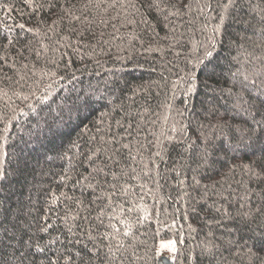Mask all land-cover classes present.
Here are the masks:
<instances>
[{
  "label": "snow or ice",
  "instance_id": "1",
  "mask_svg": "<svg viewBox=\"0 0 264 264\" xmlns=\"http://www.w3.org/2000/svg\"><path fill=\"white\" fill-rule=\"evenodd\" d=\"M22 2L30 9L27 13L29 17L39 15L32 26H27L25 23H9V20L13 19L10 13L15 9L10 4L0 3V10H6L4 17L0 18V82L15 85L11 96L7 91L0 89V96L12 101L0 108V162L8 155V142L12 130L16 124L21 123V118H34L35 127H39L42 121L47 123L41 113L45 108L51 113V106L56 102L54 96L56 92L62 90L53 88L54 84L65 79V76L58 71L61 70V64H63L62 71L68 73L75 62L74 56L83 60L84 56L81 55L85 47L83 41L89 36L97 39L95 32L97 28L101 29L97 44L103 51V46L109 45L112 40L123 39L122 36L117 35L122 28L143 24L146 26L143 32L147 33L151 25L142 9L150 14L155 13L157 17L162 16L163 20L170 24L174 19L192 13L194 7L197 13L196 19L206 12L215 10L211 0H195V5L193 0H189L188 3H184L183 0H22ZM235 4L236 0H226L216 5L222 10L218 13L220 24L211 29L213 35L208 37V45L203 46V57H197L195 63L189 61L191 66L180 77V81L186 84L183 91L185 99L181 101L182 104L187 105L188 99L200 94L201 74L209 72V78L215 74V68H210V65H212V49L219 43L216 34L220 32L225 14ZM23 15L25 13L21 12V16ZM202 27L207 28L208 24L205 23ZM107 28H111L112 31L107 33L109 38L105 39L106 33L103 29ZM173 31H175L174 24ZM25 34H31L33 37L43 34L49 40L52 35L59 37L55 41L54 48L51 49L59 52V58L46 61L52 67L48 71L40 69L39 79L36 76V64L32 63L30 66L29 55H34L38 60L43 52L50 49L41 43V50H37L32 40L27 39ZM133 39L142 41L140 35H134ZM88 47L91 48V45L89 44ZM91 51L95 53L96 50L91 48ZM44 77H48L50 82L45 83ZM76 79L75 71H72L68 82L71 83ZM204 87L211 86L205 83ZM236 95L233 108L235 115L242 118V127L236 128L240 138L235 140L224 131L231 126L223 120L217 121L214 126L223 136L219 143L201 133L203 147L193 154L196 168L191 170L192 184L187 188L178 186L175 199L171 196L167 197L168 200L173 201V205L180 206L175 207L171 213L165 209L166 219L162 218L161 210L155 206L163 199V197L158 198L160 184L153 177L154 172L155 175H160L159 163L150 156L148 164L137 165L138 158L142 159L141 150L144 146L141 145L137 149V154L133 155V144L129 139L132 136L133 124L115 119L112 115L115 108L110 112H101L97 122L91 128H85V133L78 138V141L82 142H73L72 148L75 152L66 157L70 167L60 175L63 187L67 188L71 183L73 187L81 189V197L69 195L62 190L50 192L48 207L42 217L44 223L39 226L38 231L48 234L51 238L43 245L39 240L35 243L29 240L25 248L30 251H20L16 256L20 264H24V260L34 254L43 256L40 264H95V262L178 264L180 257H183L184 264H204L205 260L208 264H213L214 260L216 264H231L228 257L234 253L241 257L245 264H264V139L260 136V133H264V67L255 70L251 75H245L242 91ZM13 97L19 100L20 104H15ZM111 103L108 96L93 91L76 95L72 98L70 106L67 105V99L62 98L61 104L57 107L61 116L67 107L69 113L75 112L79 117L81 114L87 116L88 113L96 111L102 104L107 106ZM121 110H123L122 105ZM216 111L213 106L209 109V114L215 115ZM125 115L131 116V113L126 112ZM176 131V127L173 126L172 132ZM183 131L182 127L181 132ZM258 142L259 147H257ZM156 144H161L159 138ZM191 147L192 145L189 144L183 151L187 152ZM241 151L250 156L247 162L241 159L239 163L231 166L221 164L220 169L226 168L223 171L216 168L220 163L219 153L227 155L228 152H233L239 155ZM154 157L163 161L161 151H156ZM84 165H87L85 167L87 175L77 172L76 178L73 179L71 173ZM137 166L140 167L139 171ZM204 169L207 170V175L201 176V170ZM238 173L240 179L236 178ZM213 174L218 179H212ZM176 175L179 176L180 172L176 171ZM0 176H3V172H0ZM202 179H210L212 183L203 186V192L197 199L188 188L195 191L200 187ZM148 180L152 181L155 188L149 185ZM184 183L183 180L180 181V185ZM84 190L89 192L91 199L82 198ZM146 196H150L154 201L151 209L145 202ZM211 196L218 199L213 200L212 204H207ZM234 197L238 199L239 207L246 209L240 213V216L242 224L247 226L246 230L249 233L247 239L241 237L217 243L215 239L206 237L195 245L186 243L185 228L183 225L178 227V220H189L196 211L195 205L201 202H204V206L209 210L228 214L227 209L220 202L231 203ZM60 205L66 209L64 214L58 217L64 225V240H61L60 235L51 236L50 230L56 226L50 222L47 215L49 212L55 214L56 208ZM93 206H95V216L92 215ZM150 220H154L160 227L153 230V243L149 245L147 240L139 239L140 235H146L140 233L139 229ZM92 221L96 223L93 224ZM81 222H88V226ZM162 229H167L172 235L165 238ZM187 231L189 234L198 232L191 223L187 224ZM211 236L213 233L209 231L208 237ZM249 241L254 243L250 245ZM57 243L62 246L81 245V248L68 255L57 250L56 258L47 256L51 246ZM63 251L68 252V249L64 248ZM225 252L228 256L224 255Z\"/></svg>",
  "mask_w": 264,
  "mask_h": 264
},
{
  "label": "trees",
  "instance_id": "2",
  "mask_svg": "<svg viewBox=\"0 0 264 264\" xmlns=\"http://www.w3.org/2000/svg\"><path fill=\"white\" fill-rule=\"evenodd\" d=\"M183 2L188 3L189 0H183ZM224 2L226 0H211L215 10L206 12L199 19H196L197 13L194 7L192 13L183 18L174 19L171 24L164 21L162 16L157 17L155 13L150 14L142 9L151 25L147 33L143 32L146 27L143 24L122 28L117 35L122 36L123 39L112 40L109 45L103 46L102 51L101 46L97 44L101 29L97 28L95 30L97 39L89 36L83 41L85 47L81 55L84 59L80 60L74 56L75 62L68 73L62 71L63 64H61V70L58 71L65 76V79L54 84L53 88L62 90L56 92L54 96L56 102L51 106V113L47 108L41 113L47 123L42 121L39 127H35L34 118H21V123L16 124L12 130L8 142V155L0 162V172H3V176H0V241H2L0 264H20L16 256L20 251H30L25 248L29 240L33 243L39 240L43 245L51 238L48 234L38 231L39 226L44 223L42 217L48 207L47 202L51 191L62 190L69 195L81 197V189L73 187L71 183L67 188L63 187L60 175L70 167L66 157L75 152L72 148L73 142H82L78 141V138L85 133V128H91L97 122L101 112H110L115 108V112L112 113L115 119L133 124L132 136L129 138L133 144V155L137 154V149L141 145L144 146L141 150L142 159L138 158L137 165L148 164L150 156L159 163L160 175L157 176L154 172L153 177L160 184L158 198L163 197V199L155 206L161 210V216L165 219L167 218L164 214L165 209L171 213L175 207L180 206L173 205V201L168 200L167 197L171 196L175 199L178 186L187 188L192 184L191 170L196 168L193 154L203 147L201 133L219 143L223 136L214 126L217 121L223 120L231 126L224 131L235 140L240 138L236 128L242 127V118L235 115L233 105L236 102V94L242 91L243 77L264 67V0H236L235 6L225 14L220 32L216 34L219 43L212 49V65H210V68H215V74L211 75V78H209V72L201 74L200 94L188 99L187 105L181 103L185 99L183 91L186 84L180 81V77L191 66L189 61L195 63L197 57H203V46L208 45V37L213 35L211 29L220 24L218 13L222 10L216 5ZM0 3L10 4L15 9L10 13L13 19L9 20V23H25L27 26H32L39 18V15L35 17L27 15L30 9L24 6L22 0H0ZM5 12L6 10H0V18L4 17ZM21 12L25 15L21 16ZM205 23L208 24L207 28L202 27ZM173 24L175 31H173ZM103 30L106 33L105 39H108L107 33L112 29ZM134 35H140L142 41L134 40ZM25 36L32 40L37 50H41V43L50 49L43 52L38 60L34 55H29L30 66L32 63L36 64L35 71L39 79L40 69L48 71L52 67L46 61L59 58V52L51 50L59 37L52 35L49 40L43 34L35 37L31 34H25ZM89 44L91 48H95V53H92L91 48L88 47ZM72 71H75L77 79L69 83ZM44 81L50 82L48 77H44ZM205 83L211 87L205 88ZM14 87L15 85L0 82V89L7 91L9 96ZM93 91L105 94L112 103L107 106L102 104L96 111L88 113L87 116L81 114L79 117L75 112L69 113L65 107L61 116L57 105L61 104L62 98H66L67 105L70 106L72 98L76 95ZM13 101L15 104H20L15 97ZM5 103H12V101L0 96V108H3ZM213 106L217 109L215 115L209 114V109ZM126 112L131 113V116H126ZM173 126L176 127V132H172ZM182 127L183 132H181ZM162 133L164 135H161ZM260 136L264 139V133H260ZM158 138L161 141L160 145L156 144ZM189 144L192 147L187 152L183 151ZM156 151H161L163 161L154 157ZM218 155L220 163L216 165V168L222 171L226 168L220 169L221 164L231 166L239 163L241 159L247 162L250 158L243 151L239 155L233 152ZM86 166L72 172L73 179L76 178L77 172L87 175ZM139 166L137 171L140 170ZM173 169L179 171L180 175L177 176ZM200 175H207V170H201ZM236 178H241L239 173ZM212 179H218V177L213 174ZM181 180L185 182L184 185H180ZM148 183L155 188L151 180H148ZM211 183L210 179H202L199 188L195 191L192 188L188 190L199 199L203 186ZM82 198L91 199L87 190H84ZM216 199L218 198L211 196L207 204H212ZM145 202L150 209L154 205L150 196H146ZM220 204H223L228 214L209 210L204 206V202H201L195 205L196 211L192 213L189 220H178V227L183 225L185 228L187 244L195 245L206 237L215 239L217 243L228 239L248 238L247 226L242 224L240 216V213L246 209L239 207L238 199L234 197L231 203L221 201ZM65 211L64 206L60 205L56 208L55 214L47 213L50 222L56 226L50 230L51 236L60 235L61 240L65 239L64 225L58 217ZM181 212H183L182 207ZM92 215H96L95 206H93ZM81 223L88 226V222ZM92 223L96 222L92 221ZM188 223L195 226L198 232L189 234ZM159 227L160 225L154 220H150L139 229L140 233L146 234L140 235L139 239L147 240L149 245L152 244L153 230ZM238 229L242 231L238 232ZM209 231L213 233V236L208 237ZM162 235L167 238L172 233L162 229ZM253 243L249 241L250 245ZM64 248H67L68 252H64ZM80 248L81 245L62 246L57 243L51 246L47 256L56 258L57 250L68 255ZM224 255L228 256V253L225 252ZM42 259L43 256L34 254L24 260V264H40ZM228 259L231 264H245L243 259L235 253ZM178 264H184L183 257H180ZM204 264H208L207 260ZM213 264H216L215 260Z\"/></svg>",
  "mask_w": 264,
  "mask_h": 264
}]
</instances>
